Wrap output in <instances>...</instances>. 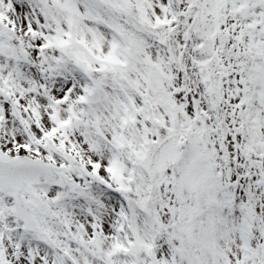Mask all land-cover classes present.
<instances>
[{"label": "snow or ice", "instance_id": "obj_1", "mask_svg": "<svg viewBox=\"0 0 264 264\" xmlns=\"http://www.w3.org/2000/svg\"><path fill=\"white\" fill-rule=\"evenodd\" d=\"M0 264H264V0H0Z\"/></svg>", "mask_w": 264, "mask_h": 264}]
</instances>
